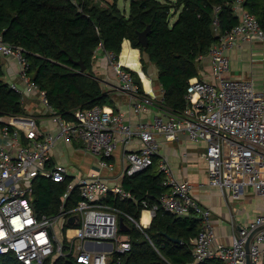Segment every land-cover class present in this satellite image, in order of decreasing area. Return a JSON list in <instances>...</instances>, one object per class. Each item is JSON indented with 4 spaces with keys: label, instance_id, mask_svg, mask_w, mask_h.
Returning a JSON list of instances; mask_svg holds the SVG:
<instances>
[{
    "label": "built area",
    "instance_id": "2783aa9c",
    "mask_svg": "<svg viewBox=\"0 0 264 264\" xmlns=\"http://www.w3.org/2000/svg\"><path fill=\"white\" fill-rule=\"evenodd\" d=\"M244 2L235 0L233 5L239 23L219 34L208 53L198 57L200 62L210 59L213 80L191 78L182 111L167 109L165 118L139 121L136 126L111 106L78 108L74 119L64 118L28 74L26 49L6 42L0 35V54L13 59L19 69V80L11 81V87L23 101L35 95L58 126L56 132H44L32 115L0 116V257L10 254L22 264H46L52 257L65 254L85 264H109L115 258L121 262L132 249L131 238L120 228V214L124 212L107 200L111 195L136 203L139 200L122 184L111 185L99 170L74 175L66 165L52 164V150L60 140H73L97 156L100 170L110 169L118 141L129 143L137 137L141 145L125 153L122 175L146 170L158 158L168 188L160 199L162 207L172 214L200 220L201 229L192 239L194 262L218 258L225 264L247 263L245 243L250 232L264 224V213L240 226L230 243L219 240L212 208L194 196L191 181L177 177L167 157L160 155L156 139L160 134L172 141L186 132L194 142L205 141L203 156L211 186L234 199H240L247 187L264 196V81L257 87L254 80L229 75L227 51L240 40H264V27ZM98 49L103 53L96 58L103 67L114 69L121 90L129 95L131 110L140 115L155 98L141 90L129 70L134 69L122 64L115 52L102 45ZM41 176L59 182L70 178L58 210L51 214L36 207V179ZM75 189L80 199L67 207ZM142 204L154 217L158 206H149L147 200ZM124 214L138 227H149L143 217L137 220ZM98 246L103 249L97 250ZM251 253L252 264H264V230L254 237Z\"/></svg>",
    "mask_w": 264,
    "mask_h": 264
},
{
    "label": "trees",
    "instance_id": "16d2710c",
    "mask_svg": "<svg viewBox=\"0 0 264 264\" xmlns=\"http://www.w3.org/2000/svg\"><path fill=\"white\" fill-rule=\"evenodd\" d=\"M235 0H131L128 13L118 0H0V35L6 42L26 49L28 74L46 91L50 103L66 119H74L78 108L109 105L113 99L95 78L94 59L100 45L113 51L122 64L139 70L146 85L149 79L140 70L139 51L123 42L128 39L141 51L143 69L148 62L158 69L157 81L164 91V108L180 112L186 106L189 80L201 78L199 55L207 54L219 34L239 23ZM264 27V0H245ZM150 26L149 43L139 41L140 32ZM123 50V52H122ZM82 60L85 72H79ZM148 60V61H147ZM143 88L137 71L129 69ZM22 95L5 79L0 61V116L27 114ZM155 163L146 170L124 176L123 187L139 200L111 195L107 202L140 220L144 208L157 205L149 227L140 228L124 213L132 249L121 262L109 264H225L218 258L194 262L192 239L201 224L194 216H178L166 211L160 202L168 190L165 173ZM69 179L62 182L46 177L36 179V207L45 214L56 212ZM80 199L75 189L67 207ZM120 217V218H121ZM178 238L181 241H176ZM0 264H22L13 255L0 257ZM46 264H85L72 255L55 256Z\"/></svg>",
    "mask_w": 264,
    "mask_h": 264
},
{
    "label": "crops",
    "instance_id": "0c3cea01",
    "mask_svg": "<svg viewBox=\"0 0 264 264\" xmlns=\"http://www.w3.org/2000/svg\"><path fill=\"white\" fill-rule=\"evenodd\" d=\"M126 43L129 44L131 49H137L139 51L138 58L140 61V70L145 77L149 79L148 86L139 70H134L138 72L145 92L155 98L154 103L149 105L140 115H136L130 108L129 95L123 92L120 88V82L114 69L107 66L103 67L100 60L96 58L97 56L94 59V77L99 79L102 88L113 99V102L116 105L114 110L116 112L124 113L133 126H136L139 121L152 122L155 117L159 116L165 118V111L167 109L164 108L162 102L164 91L156 80L158 72L156 65L148 62L146 73L141 62L140 49L133 48L131 41L128 39L123 42V48ZM102 53L103 50H98L97 55L101 56ZM227 55L230 58L231 68L229 75L231 77L254 80L257 87L262 85L264 81V40L259 38L253 40H240L233 49L227 51ZM0 61L4 66L5 79L9 84L13 80H19V69L16 62L11 58L2 56L1 54ZM200 73L201 78L213 80L209 58L200 62ZM23 103L28 111L27 114L36 117L42 131H58V126L52 122L49 114L44 110V107L41 106L35 95L26 97ZM156 139L159 143L160 155L167 157L177 177L182 180L187 179L191 181L195 185L193 191L194 196L203 205L212 208V219L219 240L230 243L233 235L238 230V226L246 225L254 220L259 214L264 213V196L257 194L252 187H247L244 195L240 199H234L229 193H223L220 188L213 187L209 184L207 163L203 156L207 148V143L205 141L194 142L189 138L186 132H180L178 138L172 141L166 140L165 137L160 134L156 135ZM140 145L141 142L137 137L133 138L129 143L119 140L113 158L111 159L112 167L110 169L100 170L99 164L97 163V156L95 154L78 147L79 143H75L73 140L63 139L55 144L52 150L51 163L65 165L67 160L65 154H70L69 149L73 148V151H78L79 148L83 151L81 153L82 158L90 156L92 163L86 172L76 173L74 175H83L93 170H99L101 176L111 185L123 184L124 176L122 175V172L124 167V155L127 151L138 149ZM145 211L147 210L141 212L140 218L143 217V221ZM152 219L153 217L151 218V221ZM102 249L103 247H97V250Z\"/></svg>",
    "mask_w": 264,
    "mask_h": 264
},
{
    "label": "rangeland",
    "instance_id": "374dc122",
    "mask_svg": "<svg viewBox=\"0 0 264 264\" xmlns=\"http://www.w3.org/2000/svg\"><path fill=\"white\" fill-rule=\"evenodd\" d=\"M109 1H112V0H109ZM130 1L131 0H118L119 6L123 10H125L127 13L129 11ZM145 72L147 73V71H145ZM41 106L44 107L42 104H41ZM76 147H77V145H76ZM78 147H80V146H78ZM69 151H70L69 155L65 154V157L67 159L65 165L70 169L71 173L72 174H76V173H84V172H86L89 169V166L92 163V161L90 159L91 157L90 156L89 157L86 156V158H82L81 153L83 151L81 149H79V148H78V151L77 150L73 151V148L69 149Z\"/></svg>",
    "mask_w": 264,
    "mask_h": 264
},
{
    "label": "water",
    "instance_id": "95a60500",
    "mask_svg": "<svg viewBox=\"0 0 264 264\" xmlns=\"http://www.w3.org/2000/svg\"><path fill=\"white\" fill-rule=\"evenodd\" d=\"M150 32V26H148L144 31L140 32L139 34V41L144 45L147 46L149 43V39H148V34ZM78 63L81 65V68L79 70V72H85L86 71V66L83 63L82 60H79ZM74 218H70V221L73 222ZM120 228L121 230H126L128 229L127 225H125L123 218H120ZM238 228H240V226H238ZM264 230V224L256 227L255 229H253L248 238L247 241L245 243V247L247 250V263L246 264H252V253H251V247H252V241L254 239V237L260 232ZM176 241H181L180 239L176 238ZM100 248H102V246H100Z\"/></svg>",
    "mask_w": 264,
    "mask_h": 264
},
{
    "label": "bare ground",
    "instance_id": "6f19581e",
    "mask_svg": "<svg viewBox=\"0 0 264 264\" xmlns=\"http://www.w3.org/2000/svg\"><path fill=\"white\" fill-rule=\"evenodd\" d=\"M103 48H104V47H103ZM98 50H99V49H97V51H96V56H97V52H98ZM96 56H95V57H96ZM10 85H11V83H10ZM22 102H24V101L22 100ZM99 106H100V105H99ZM104 106H106V105H104ZM76 110H77V109H76ZM24 115H31V114H24ZM32 116H33V115H32ZM34 117H35V116H34ZM74 117H75V116H74ZM35 118H36V117H35ZM36 120H37V119H36ZM37 123H38V122H37ZM38 125H39V124H38ZM39 127H40V126H39ZM126 176H128V175H126ZM143 210H147V209L143 208ZM143 210H142V211H143ZM147 211H148V210H147ZM147 211L144 212V221H143V222H144L145 224H146V223L149 224L150 221H151L150 212H149V211L147 212ZM140 219H141V218H140ZM148 226H149V225H148Z\"/></svg>",
    "mask_w": 264,
    "mask_h": 264
}]
</instances>
